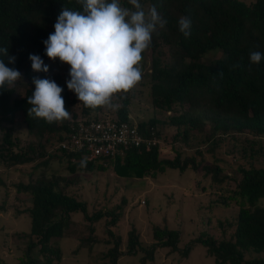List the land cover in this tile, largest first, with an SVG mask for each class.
<instances>
[{
  "label": "trees",
  "instance_id": "1",
  "mask_svg": "<svg viewBox=\"0 0 264 264\" xmlns=\"http://www.w3.org/2000/svg\"><path fill=\"white\" fill-rule=\"evenodd\" d=\"M111 2V0H109ZM145 11L155 4L167 24L153 33L149 48V60L142 53L140 63L143 79L148 87L150 103L156 111L170 114L166 120L175 129L169 141L174 157L163 159L157 148L148 151L127 150L121 161L118 158L102 162H87L81 168L80 162H71L73 154L54 148L63 139L72 120H99L100 109L81 108L80 116L70 108L75 104L72 91L67 88V79L54 70L59 58L50 60L45 54V44L61 11H82L78 0H0V48L8 49V57H15L9 63L0 53L6 66L21 73L26 83L22 95L13 94L7 84L0 88V164L9 168L15 165L31 164L33 171L43 164L64 162L69 172L76 169L90 172H104L107 169L118 177L129 179H155L165 170L201 172L208 178L210 190L216 196L213 206L223 209L235 208L231 221H226L228 237L224 235L222 222L217 223L221 237L212 239L199 233L179 254L186 258L191 248L200 246L206 256L215 264H264V207L258 201L264 197V58L256 64L250 63V53L259 51L264 55V0H139ZM123 7H132L128 0H120ZM180 17L191 21V35L185 38L179 31ZM221 55H220V54ZM214 58L206 64V56ZM30 55H38L49 67L48 73L32 70ZM53 64V65H52ZM147 65V68H146ZM146 69V70H145ZM34 78L50 79L63 91L65 109L70 119L47 123L41 118L29 116L28 104L35 91ZM142 79V78H141ZM129 92L117 94L118 105L111 120L127 122ZM93 111L94 115H90ZM96 113V114H95ZM16 125L24 127L26 134L35 141V148L28 143L21 146L12 135ZM146 133L153 128L154 120L135 123ZM155 136L158 138L157 133ZM242 136V152L248 149L251 162L247 167L236 168L240 178L237 181L224 175L222 161L216 153L223 145L222 139L232 140ZM194 150L189 156L180 153L175 146ZM258 145V148H254ZM262 149V150H261ZM261 152H260V151ZM210 158V162L206 161ZM232 181L229 185L228 181ZM59 178L38 177L13 185L17 194L29 198V205L21 213L29 217L27 234L15 233L23 242L17 264H51L60 259L59 249L52 246L62 237H67L71 217L81 216L85 236L77 237L79 248L91 249L102 244L99 253L103 264H116L120 240L112 228L121 220L124 201L111 209H98L87 214V205L74 195L64 194L59 189ZM0 185H3L0 181ZM101 221V233L96 238L95 226ZM224 235V236H223ZM153 243L143 247L136 231L127 232L125 254L141 253V264L152 262L158 248L177 251L179 233L165 227L151 228ZM36 250L42 262L31 257ZM254 255V256H252Z\"/></svg>",
  "mask_w": 264,
  "mask_h": 264
},
{
  "label": "rangeland",
  "instance_id": "2",
  "mask_svg": "<svg viewBox=\"0 0 264 264\" xmlns=\"http://www.w3.org/2000/svg\"><path fill=\"white\" fill-rule=\"evenodd\" d=\"M219 54L206 56L202 61L212 64L211 61L219 57L221 55ZM144 56L148 61L149 51L147 49ZM54 70L67 81L70 80L69 65L59 61L54 65ZM8 87L13 94L22 95L26 83L21 78L15 82L14 86ZM147 92L148 87L142 72V79L129 92L128 119L131 123H146L148 120H154V133H157L158 140L164 146L170 148V150L163 148L160 157L171 159L174 157V151L169 139L175 129L165 123L170 114L156 111L150 103ZM72 96L75 104L70 110L80 116L79 111L85 106L82 102L80 103L74 92ZM116 100L117 94L112 99L113 106L100 107L97 112L98 116L111 119L118 105ZM90 115H94L93 111ZM12 132H14L12 135L19 139L21 146L30 143L35 148L34 139L26 134L23 126H14ZM1 134L2 131H0V138ZM220 139L223 145L215 156L222 161L224 175L237 181L240 176L236 168L238 166L247 167L251 162L248 149H245V152L241 150V147L247 144L242 143V136H237L236 145L231 153L233 141L227 137ZM260 146H264V140L261 141ZM175 147L185 156H189L194 150L178 145ZM254 148H258V145ZM205 159L207 162L211 161L208 157ZM35 163L38 167L33 171L31 164L15 165L9 168L0 164V181L3 183L0 185V264H17V258L23 248V242L15 238V233L27 234L28 232L29 217L21 211L28 207L29 198L17 194L13 185L19 182L25 183L30 178H59L58 186L61 192L74 195L77 199L84 201L88 215L103 207L102 211L111 209L119 205L122 199L124 203L121 209V220L112 228L120 240L121 254L116 264H141V253L125 254L127 232L133 228L138 235L139 243L143 247H148L153 243L151 240V228L153 227L176 230L179 233L177 251L171 253L168 248H158L153 254L152 262L145 264H215L213 258L206 256L204 249L200 246L191 248L186 258H182L179 251L199 233H204L212 239H219L221 229L217 228L218 222H222L224 235L227 238L229 233L227 234L226 221H231L236 213L235 208L223 209L211 204L216 196L210 190L209 179L203 178L199 171L179 173L177 170H165L155 179H124L116 176L110 168L104 172L95 170L86 172L78 169L69 172L64 162L52 161L43 164L42 161H36ZM228 183L232 185L231 180ZM258 206L264 207V197L258 201ZM71 221L67 237L53 240L55 243L52 246L59 249L60 259L57 261L51 257V264H103L99 255L104 249L102 244H96L91 249L86 247L76 249L77 237H84L85 231L80 215L72 216ZM94 234L99 240L104 238L101 233V221L96 224ZM31 257L39 262L43 261L36 250L32 251Z\"/></svg>",
  "mask_w": 264,
  "mask_h": 264
},
{
  "label": "clouds",
  "instance_id": "3",
  "mask_svg": "<svg viewBox=\"0 0 264 264\" xmlns=\"http://www.w3.org/2000/svg\"><path fill=\"white\" fill-rule=\"evenodd\" d=\"M82 11L64 8L59 14L45 44V54L50 60H59L70 66L67 88L74 92L80 103L90 109L113 106L118 93H127L141 80L142 53L149 48L153 33L163 29L167 21L151 5L145 11L139 0H128L132 7H123L120 0H78ZM179 31L185 38L191 35V21L180 17ZM9 63L8 49L0 48ZM264 55L250 53V63L258 65ZM34 72L48 73L49 67L38 55H30ZM21 73L6 66L0 59V88L14 86ZM35 91L28 98L29 116L41 118L51 124L70 119L61 95L63 89L50 79L34 78ZM87 158H82L84 168Z\"/></svg>",
  "mask_w": 264,
  "mask_h": 264
},
{
  "label": "built area",
  "instance_id": "4",
  "mask_svg": "<svg viewBox=\"0 0 264 264\" xmlns=\"http://www.w3.org/2000/svg\"><path fill=\"white\" fill-rule=\"evenodd\" d=\"M146 133L140 131L135 122H118L109 118L95 120L76 119L68 125L63 139L54 148L73 154L71 162L87 158V162H102L118 158L120 161L127 150L148 151L153 147L160 152L164 146L155 136L154 129L149 127Z\"/></svg>",
  "mask_w": 264,
  "mask_h": 264
}]
</instances>
